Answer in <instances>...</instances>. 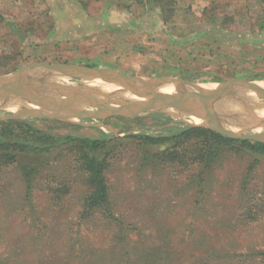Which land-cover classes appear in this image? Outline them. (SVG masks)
Listing matches in <instances>:
<instances>
[{
	"label": "rangeland",
	"instance_id": "obj_1",
	"mask_svg": "<svg viewBox=\"0 0 264 264\" xmlns=\"http://www.w3.org/2000/svg\"><path fill=\"white\" fill-rule=\"evenodd\" d=\"M67 4L78 18L119 13L121 22L134 20L127 29L140 34L138 57L121 47L115 52L125 59L106 70L207 91L241 83L264 87V0H0V78L29 64L95 59V49L74 61L49 44L54 12ZM105 34L131 38L128 30ZM62 81L72 88L104 84ZM12 114L0 109V117ZM236 114L226 113V121L247 119ZM71 120L76 124L38 117L3 121H25L52 135L121 139L98 152L115 221L84 207L90 189L78 167L80 151L69 146L41 163L29 196L16 164L0 162V264H264V157L233 144L206 158L208 143L198 133L178 145L151 147L126 138L205 129L169 114ZM145 150L166 158L145 164ZM49 187L59 189L51 194Z\"/></svg>",
	"mask_w": 264,
	"mask_h": 264
},
{
	"label": "water",
	"instance_id": "obj_2",
	"mask_svg": "<svg viewBox=\"0 0 264 264\" xmlns=\"http://www.w3.org/2000/svg\"><path fill=\"white\" fill-rule=\"evenodd\" d=\"M33 71H41L45 74L35 77L31 75ZM67 77L85 81L101 80L104 83L102 85L107 88L104 89L100 85L82 88L62 87L53 81L55 78L62 81ZM257 85L255 83L227 84L207 91L169 79L122 75L106 69L82 66L35 63L29 64L10 76L0 78V102H9L18 106L14 114L0 117V121L15 120L20 117H38L76 124L71 119H104L111 116L137 118L169 114L184 120L187 126L202 127L229 139L264 143V135L243 133L256 124L264 122V116L253 113L248 117L243 116L247 118L243 122H230L226 121L229 117L225 119L220 117L219 113L223 114V112L215 108L221 98L239 91L247 93L255 103L263 105L256 100L257 98L264 100V95L259 93ZM166 88H171L172 92L161 91ZM34 96L50 98L57 104L44 105ZM88 108L99 112L84 113ZM200 109L212 110L216 115L213 118L207 117L200 112ZM224 113L235 114L236 111L227 109ZM191 118L200 123H190L188 120ZM238 118L243 119L241 116Z\"/></svg>",
	"mask_w": 264,
	"mask_h": 264
},
{
	"label": "trees",
	"instance_id": "obj_3",
	"mask_svg": "<svg viewBox=\"0 0 264 264\" xmlns=\"http://www.w3.org/2000/svg\"><path fill=\"white\" fill-rule=\"evenodd\" d=\"M154 117H160V115ZM191 133L204 135L208 143L206 158L214 156L219 149L233 144L247 148L251 153L264 157V143L236 141L211 130L194 127L180 128L168 136L154 137L141 133L126 138H137L140 145L147 147L168 142L178 145ZM111 140L104 135L100 138L52 135L25 121H0V162L16 164L24 180L26 196H29L37 186L41 163L45 164L49 159H58L54 156L55 153L69 146V148L80 151L82 154L77 157L78 167L84 174V182L90 189L84 199V207L89 210H99L106 219L115 221L111 213L108 187L104 177L106 163L103 157L98 156V152L104 150L108 145L121 141V139ZM142 156L145 164H152V160H157L159 161L158 164H162L166 158L165 153L155 155L147 152V150L142 153ZM58 189L59 187L57 189L49 187V192L56 194Z\"/></svg>",
	"mask_w": 264,
	"mask_h": 264
},
{
	"label": "crops",
	"instance_id": "obj_4",
	"mask_svg": "<svg viewBox=\"0 0 264 264\" xmlns=\"http://www.w3.org/2000/svg\"><path fill=\"white\" fill-rule=\"evenodd\" d=\"M74 6L72 4H67L64 7H57L53 15V27L50 34L49 44L53 46H61L67 58L70 60H78V58H86L85 55L82 54L83 50L92 51L95 49L96 56L94 57L96 61H100L95 63L92 59L89 62L87 59L82 61L75 62H63V63H52L50 65H65V66H82L86 68H99L106 69L111 66V64H115L121 62L125 59V56H119L116 54L115 50L123 47L126 54L135 57L136 53L134 52L136 46H142L141 41H137L140 37V34L136 32V29H127L133 28L135 26V22L132 19L125 20L121 22V14L117 13H107L104 18L100 20H93L88 18L87 15L80 16L78 18V13L74 10H71V7ZM81 14H84L83 10H80ZM121 31L128 30L131 34L130 42H127V38L121 35V37L115 38L111 37L110 34H105L108 31ZM104 32V33H103ZM79 37L85 38V44L79 45L78 40ZM136 38V39H135ZM130 55V56H131ZM137 56V55H136ZM121 57V58H120ZM138 57V56H137ZM72 58V59H71ZM116 58H120V60H114ZM81 64H80V63ZM49 64V63H46ZM101 64L103 66H101Z\"/></svg>",
	"mask_w": 264,
	"mask_h": 264
},
{
	"label": "bare ground",
	"instance_id": "obj_5",
	"mask_svg": "<svg viewBox=\"0 0 264 264\" xmlns=\"http://www.w3.org/2000/svg\"><path fill=\"white\" fill-rule=\"evenodd\" d=\"M57 85L59 86H64L65 83L59 80H53ZM102 88L106 89L107 86L105 85H100ZM257 90L261 93L264 94V87H257ZM161 91L166 92V93H171L172 89L171 88H166V89H162ZM236 93V92H235ZM248 94H243V92L241 94H235V95H228V96H224L223 98H221L217 105L215 106V108L217 109V111L219 112H223L219 113V116L222 118H228L225 117L224 113L225 110H230V111H236V113L238 114H243V116L248 117L251 114H256V115H262L264 116V104H257L255 103L251 97L247 96ZM35 99L37 101H39L40 103L44 104V105H56L57 103H55L53 100H51L50 98L47 97H42V96H34ZM261 105V106H260ZM0 109H4V110H12V111H16L18 109V106L9 102H0ZM200 112L210 118L215 117V112H213L212 110L209 109H200ZM243 116L241 118H243ZM190 123H194V124H199L200 122L196 119H189L188 120ZM249 132H251L252 134L255 135H264V122H260L258 124H256L254 127H252L250 130H248Z\"/></svg>",
	"mask_w": 264,
	"mask_h": 264
}]
</instances>
